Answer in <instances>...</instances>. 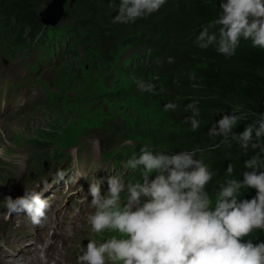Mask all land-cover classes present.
Returning a JSON list of instances; mask_svg holds the SVG:
<instances>
[{
	"label": "clouds",
	"instance_id": "clouds-1",
	"mask_svg": "<svg viewBox=\"0 0 264 264\" xmlns=\"http://www.w3.org/2000/svg\"><path fill=\"white\" fill-rule=\"evenodd\" d=\"M165 2L119 0L113 23H135L158 12ZM219 7L217 18L197 36L198 47L215 46L219 54L232 57L244 40L264 50V0H221ZM136 84L143 92L156 87L143 79ZM176 107L167 104L165 111ZM189 109L192 115L184 123L197 130L199 109L196 103L188 104ZM238 113L234 108L222 115L208 136L219 137V145L231 147L235 142L245 154L249 149L255 152L244 161L242 179L235 177L229 163L224 180L209 191L215 173L204 162V148L165 152L142 146L122 161L125 169L139 170L140 179L125 183L111 175L106 192L102 181L90 183L93 211L87 225L93 234L108 238L102 243L90 239L77 264H264V241L245 239L264 230V114L239 132L235 127L244 116ZM250 189L255 196L244 198ZM3 205L6 217L24 215L34 225L47 220L49 202L39 192L25 189L15 199L3 197Z\"/></svg>",
	"mask_w": 264,
	"mask_h": 264
},
{
	"label": "rangeland",
	"instance_id": "rangeland-1",
	"mask_svg": "<svg viewBox=\"0 0 264 264\" xmlns=\"http://www.w3.org/2000/svg\"><path fill=\"white\" fill-rule=\"evenodd\" d=\"M52 1L54 0H31L32 6L28 12L39 15ZM64 1L63 9L68 14L67 18L55 29H42L49 39L55 40L60 36L62 31L57 28L72 27L71 21L75 22L73 19L80 18V0ZM176 1L178 0H168L174 5ZM174 8L172 6L168 9ZM156 13L144 17V21L151 24L155 21L152 15ZM167 15V12L160 14L167 29L169 32L179 33L181 37L189 30V33L193 32L194 26L202 30L210 24L182 14L170 18ZM109 17L112 18V15L109 14ZM16 23L19 22L15 18L8 22L11 28ZM21 24L17 30L21 29ZM23 31H19V34ZM104 33L127 41L133 38L134 30L127 27V24H122L117 28L111 27ZM22 40H26L25 32L20 42ZM14 43L12 38L6 36L5 26L0 19V74L22 79L31 69L34 70L35 73L30 78L37 85L36 96L41 104L37 110L0 119V230L5 227L9 218L14 219V214L6 217L3 197L11 196L15 199L23 196L25 189L30 191L37 188L43 191L51 188L53 181L61 183L68 179L71 187L76 183L73 191L75 195L68 203L69 214L63 219V226L61 224L59 230L65 232L71 225L79 248L72 254L61 253L57 264H77L81 249L86 247L90 239L102 243L108 238V234H93L87 225L90 205L85 201V191L90 183H94L106 169L111 173H123L125 183L140 179V171L125 169L122 161L126 162L133 154H138L142 146L174 152L175 146L169 144V138L183 137L185 129L169 121L161 106L163 104L159 103V97L162 93V101L167 105L171 82V88L177 90L171 104H178L176 109L181 111H175V114L180 121H184L192 112L190 109H183L180 100L184 94L189 95L191 92H184L181 88L183 85L180 86L182 77L177 80L179 75L172 76L165 70L161 60L155 72L139 70L131 73L127 69L123 70L121 63L136 55L134 47L118 49L114 62H105L97 56L94 38L87 41V46L75 44L70 49L71 54L59 51L57 45H54L52 57L45 47H42L46 54L43 55L39 44L28 47ZM177 55L175 53L176 57ZM171 62H174L173 58ZM182 63L192 83L195 86L202 85L201 74L206 66L203 55L195 57L189 54L186 62ZM139 79L154 83L157 90L141 91L136 84ZM167 85L168 90H164L163 87ZM21 99L14 103L18 104ZM14 111H17L16 107ZM199 112L201 113L200 110ZM127 141L131 143H126ZM66 155L73 158L70 166L64 162L53 166ZM203 159L209 164L213 156L205 152ZM56 192L61 193L60 190ZM65 200L58 204L59 210ZM82 201L84 202L81 203ZM72 213L76 215L74 219L71 218ZM18 259H15V263Z\"/></svg>",
	"mask_w": 264,
	"mask_h": 264
},
{
	"label": "trees",
	"instance_id": "trees-1",
	"mask_svg": "<svg viewBox=\"0 0 264 264\" xmlns=\"http://www.w3.org/2000/svg\"><path fill=\"white\" fill-rule=\"evenodd\" d=\"M79 3L81 11L78 12V16L80 18L73 19L75 22L71 21L72 27L57 28L62 32L55 40L49 39L42 30L39 15H34L33 12L31 15L28 12L29 7L32 6L31 0H0V19L5 26L6 36L12 38L15 45L31 47L34 44H39L40 48L48 49L50 56L53 54L54 45L59 46V49L61 48L66 54H71L70 49L75 44L87 46V41L94 38L97 56L105 62H114V55L118 49L134 47L136 55L130 56L125 63H121V68L127 69L131 73L139 70L155 72V68L161 60L165 70L167 69L172 76L179 75L177 80L182 77L180 86L183 85L181 88L184 92L189 90L191 92L189 95L184 94L180 100L183 103V109L187 108L190 103H196L197 108L201 111L198 118L200 127L197 130H192L190 124L180 121L175 114V111L179 112L181 109L165 111L161 93L159 103L163 104L161 106L167 118L181 129H185L183 137L169 138V144L175 146L174 152L191 150L199 146L213 156L208 165L215 175L208 185L209 191L218 187L219 183L224 180L229 163L235 168V177L242 179L244 161L255 155V152L249 149L245 154L235 142L231 147L219 145L220 138H210L208 131L222 115L230 114L234 108H238V114L244 116V119L235 127V130L239 132H242L258 115L264 114V50L254 48L249 41L242 40L236 54L226 57L219 54L215 50V46H210L207 49L197 46L196 38L201 29L194 26L193 32L189 33V30L184 37H181L179 33L169 32L165 21L160 16L162 12L168 13L167 18L182 14L211 23L221 11L219 7L221 0H184L183 3L178 0L175 5L166 0L160 10L152 15L155 17V21L151 24L144 21L146 20L144 18L127 24V27L134 30L133 38L127 41L122 37L113 38V36H107L104 33L108 32L111 27L117 28L122 25L113 23L119 0H80ZM172 6L175 7L174 10L168 9ZM109 14L112 15V18L109 17ZM105 16L108 17L105 18ZM13 18L19 23L11 28L8 22ZM20 23H22L19 27L21 29L17 30ZM75 25L77 26L74 29ZM19 31L23 32L19 34ZM24 32L26 40L20 42ZM29 38L30 41H27ZM175 53L178 54L177 57ZM189 54L195 57L203 55L205 59L206 66L201 74L203 86L193 87L194 83L190 80L188 71L184 69L182 62H186ZM172 58L174 59L173 63L169 62ZM163 89L168 90V85ZM176 91L174 87L171 88L170 82L168 92L171 94L167 96V104L174 100ZM213 145L219 146L212 147ZM255 194V190L250 189L243 193V197L251 199ZM245 239H252L254 243L264 241V230H255Z\"/></svg>",
	"mask_w": 264,
	"mask_h": 264
},
{
	"label": "water",
	"instance_id": "water-1",
	"mask_svg": "<svg viewBox=\"0 0 264 264\" xmlns=\"http://www.w3.org/2000/svg\"><path fill=\"white\" fill-rule=\"evenodd\" d=\"M64 0H54L49 3L40 13V20L44 27L55 28L62 20L67 18V13L63 7Z\"/></svg>",
	"mask_w": 264,
	"mask_h": 264
},
{
	"label": "bare ground",
	"instance_id": "bare-ground-1",
	"mask_svg": "<svg viewBox=\"0 0 264 264\" xmlns=\"http://www.w3.org/2000/svg\"><path fill=\"white\" fill-rule=\"evenodd\" d=\"M1 216V215H0Z\"/></svg>",
	"mask_w": 264,
	"mask_h": 264
}]
</instances>
